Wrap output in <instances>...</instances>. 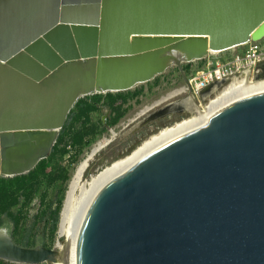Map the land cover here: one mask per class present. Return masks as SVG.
I'll use <instances>...</instances> for the list:
<instances>
[{
	"label": "water",
	"instance_id": "obj_1",
	"mask_svg": "<svg viewBox=\"0 0 264 264\" xmlns=\"http://www.w3.org/2000/svg\"><path fill=\"white\" fill-rule=\"evenodd\" d=\"M263 39L264 0L16 1L0 11V175L46 158L80 97ZM55 253L0 234L5 261L41 264ZM75 264H264V87L233 96L100 188Z\"/></svg>",
	"mask_w": 264,
	"mask_h": 264
},
{
	"label": "rangeland",
	"instance_id": "obj_2",
	"mask_svg": "<svg viewBox=\"0 0 264 264\" xmlns=\"http://www.w3.org/2000/svg\"><path fill=\"white\" fill-rule=\"evenodd\" d=\"M260 43L264 46V39ZM246 47L247 45H239L224 52H212L216 54L206 55L202 59L184 61L182 71L176 64L170 65L151 80L138 83L127 90L96 92L77 99L63 127L59 130L51 151L43 163H37L33 168L37 171L36 177L32 181L23 183L25 187L19 191L21 193L19 203L11 208L13 216H9L7 212L0 213V229L7 232L20 245L29 247L41 245L61 252L58 253L60 256L64 255L67 251L68 237L60 233L61 215L70 181L80 161L96 144L106 143V140L110 139V142L90 161L83 180L88 181L93 174L112 161L129 154L159 129L190 116L191 113L184 109L165 111L154 120L142 124L133 131L130 130L138 121L139 118L136 117L142 109L151 106L170 92L184 87L188 77L206 67L207 57L226 59L234 53H241ZM243 77L245 75L238 79ZM250 77L253 79L252 76ZM228 84L230 82L213 85L210 89L201 92L199 100L206 104L209 98ZM187 95L189 93L184 91L154 106L147 114L162 111L168 103L181 100ZM112 132L115 134L113 138ZM25 174L28 176L29 172ZM13 177L0 175L6 188L17 184L16 181L9 182ZM78 193L79 190L74 192V198H77ZM58 207L57 226L51 233L53 214ZM11 219L18 220L17 227L12 224ZM41 264L55 263L46 261Z\"/></svg>",
	"mask_w": 264,
	"mask_h": 264
},
{
	"label": "bare ground",
	"instance_id": "obj_3",
	"mask_svg": "<svg viewBox=\"0 0 264 264\" xmlns=\"http://www.w3.org/2000/svg\"><path fill=\"white\" fill-rule=\"evenodd\" d=\"M16 1L18 0H0V11L4 8H8L10 5H13ZM166 52L174 54L181 60L186 57L181 51L175 49L173 46L168 47ZM213 52L217 53L220 51ZM1 69L3 71H6L8 68L3 65L1 66ZM260 87H264V79L255 80L250 79L249 77H244L238 80H234L231 84H228V86L224 87L221 91H214L216 92L215 95L209 98L206 104L202 103L201 106H199L195 102L192 94H189L181 100L179 99L177 101L169 103L165 106V109H163L162 111L159 110L147 114V112H149L154 106H158L161 103L169 100L170 98L180 93H183L184 87L170 92L168 95L162 97L160 100L156 101L151 106H147L142 109L138 113V117H136V119L139 118L138 121L130 130L133 131L136 128L141 127L142 124L154 120L155 118L165 113V111L173 112L174 110L180 108V106L182 107V109L190 112V116L159 129L156 133L144 139L129 154L112 161L111 163H109V165L102 168L96 174H93L90 180L83 181L85 172L89 167L90 161L102 148H104L110 142V139L106 140V143L99 142L98 144H96L89 152V154L85 158H83V160H81L80 163L77 165L76 170L70 181L69 191L67 193V197L64 203V208L61 215L62 218L60 222V233L66 234L68 237L67 251L62 256H60L58 253H55L53 256L54 258L53 260H51V262H54L55 264H75L76 241L85 213L96 193L107 182L123 173L134 163H136L139 159H141L143 156H145L158 146L205 123L214 112H216L224 103L230 100L233 96ZM144 114L147 115L143 118H140V116ZM143 127L144 126H142V128ZM44 131L47 133L46 135H44V138H39L40 135L37 134V141L33 143H27L23 146L24 153L32 151L34 147H36L38 144L44 142L47 139V135L51 132V130L46 129ZM114 136L115 134L112 132V138ZM6 152L9 157L15 159L17 158L16 160L22 158L21 156L23 155H20L21 152H19L18 149L14 148L6 149ZM20 160L22 161V159ZM76 190H79V195L77 196V198H74V192ZM2 233H4V230L0 229V234Z\"/></svg>",
	"mask_w": 264,
	"mask_h": 264
},
{
	"label": "built area",
	"instance_id": "obj_4",
	"mask_svg": "<svg viewBox=\"0 0 264 264\" xmlns=\"http://www.w3.org/2000/svg\"><path fill=\"white\" fill-rule=\"evenodd\" d=\"M260 42L250 40L242 44L247 45L244 51L234 53L226 59L207 57L206 67L187 78L184 91L192 94L195 102L201 106L202 102L199 97H201V92L208 87L224 82L231 84L236 78L238 79L243 75L245 77L254 76L260 71L257 64L264 61V46ZM224 51L226 50L220 52ZM214 54L216 53L210 52L208 55Z\"/></svg>",
	"mask_w": 264,
	"mask_h": 264
},
{
	"label": "trees",
	"instance_id": "obj_5",
	"mask_svg": "<svg viewBox=\"0 0 264 264\" xmlns=\"http://www.w3.org/2000/svg\"><path fill=\"white\" fill-rule=\"evenodd\" d=\"M42 159L38 162V164L43 163ZM37 171L30 170L28 176L26 174L16 175L12 179H9V182L12 183V181H16V185H14L11 188H6V184H4V180L0 178V213H9V216H13V212L11 211V208L19 203V199L21 197V193L19 191L23 190L25 185L23 183L25 181H32L36 177ZM58 209L55 210L53 214V219L51 223V233H53L56 229L57 222H58ZM12 224L17 227L18 220L17 219H11ZM0 264H17L5 261L3 259H0Z\"/></svg>",
	"mask_w": 264,
	"mask_h": 264
},
{
	"label": "flooded vegetation",
	"instance_id": "obj_6",
	"mask_svg": "<svg viewBox=\"0 0 264 264\" xmlns=\"http://www.w3.org/2000/svg\"><path fill=\"white\" fill-rule=\"evenodd\" d=\"M260 69V68H259ZM253 79L257 80V79H264V69H260V71L258 73H256L254 76H252ZM250 79H252L249 76ZM211 88V87H210ZM209 88V89H210ZM208 90V89H207ZM179 110H182V107L180 106V108H178Z\"/></svg>",
	"mask_w": 264,
	"mask_h": 264
}]
</instances>
